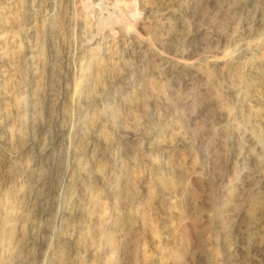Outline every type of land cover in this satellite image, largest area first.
Wrapping results in <instances>:
<instances>
[{"label": "rangeland", "instance_id": "rangeland-1", "mask_svg": "<svg viewBox=\"0 0 264 264\" xmlns=\"http://www.w3.org/2000/svg\"><path fill=\"white\" fill-rule=\"evenodd\" d=\"M0 264H264V0H0Z\"/></svg>", "mask_w": 264, "mask_h": 264}]
</instances>
